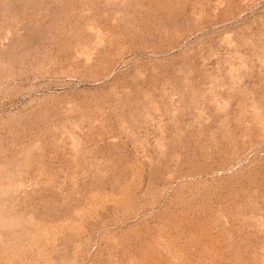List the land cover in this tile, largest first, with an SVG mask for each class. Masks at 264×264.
Returning <instances> with one entry per match:
<instances>
[{"label": "rangeland", "instance_id": "rangeland-1", "mask_svg": "<svg viewBox=\"0 0 264 264\" xmlns=\"http://www.w3.org/2000/svg\"><path fill=\"white\" fill-rule=\"evenodd\" d=\"M0 264H264V0H0Z\"/></svg>", "mask_w": 264, "mask_h": 264}]
</instances>
